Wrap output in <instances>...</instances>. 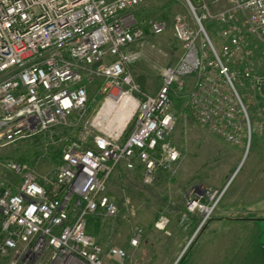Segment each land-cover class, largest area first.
<instances>
[{
    "label": "built area",
    "instance_id": "1",
    "mask_svg": "<svg viewBox=\"0 0 264 264\" xmlns=\"http://www.w3.org/2000/svg\"><path fill=\"white\" fill-rule=\"evenodd\" d=\"M147 1L0 0V146L86 112L89 85L97 80L102 106L117 93L136 103L125 137L96 133L89 146L70 144L52 179H40L25 163L0 162L21 179L14 192L0 181V256L8 258L6 264H125V249L105 251L87 231V217L117 214L107 184L120 165L133 170L140 164L142 182L149 183L158 167L179 159L169 136L176 123L174 98L181 92H187L194 118L218 137L236 142L239 117L250 137L248 115L229 74L247 53V32L231 22L243 12L248 33L264 42V0H230V8L208 16L218 22L219 47L203 27L206 14L199 16L187 0L195 25L174 17L182 52L164 67L154 93L139 89L127 69L128 47L143 36L135 11ZM150 29L160 34L164 25L154 22ZM254 90L264 101V76H256ZM168 222L160 216L154 227L167 232ZM141 235L137 229L130 245L137 246Z\"/></svg>",
    "mask_w": 264,
    "mask_h": 264
},
{
    "label": "rangeland",
    "instance_id": "2",
    "mask_svg": "<svg viewBox=\"0 0 264 264\" xmlns=\"http://www.w3.org/2000/svg\"><path fill=\"white\" fill-rule=\"evenodd\" d=\"M190 1L199 16L206 14L203 27L219 47L218 22L208 16L230 8V0ZM135 14L143 36L128 47L131 59L127 69L139 89L154 93L164 67L173 64L182 52L173 34L174 17L181 15L192 26L195 20L187 0H149ZM238 14L231 23L241 33L247 32L242 44L247 53L240 56L239 63H233L229 74L246 109L251 135L243 133L247 125L239 117L238 140H223L190 113L186 91L176 97V123L169 139L179 150V159L171 167H158L149 183L142 182L143 170L138 163L133 170L117 167L107 184V194L118 206L117 214L93 215L88 221L96 242L105 251L111 246L125 249L128 264H239L240 251H248L247 259L252 262L263 252L264 230L256 224L264 223V101L255 94L254 80L257 75L264 76V42L248 33L244 13ZM154 22L164 25L162 33L151 32ZM193 80L188 78L187 85ZM88 89L86 112H74L62 125L0 146V162L25 163L40 179H52L62 151L70 144L89 146L96 133L116 135V121L99 124L103 99L98 80ZM229 98L227 91L225 102L231 106ZM128 131L129 125L118 134L122 138ZM0 178L14 185L21 182L1 164ZM160 216L169 221L167 232L153 225ZM137 229L142 235L133 247L130 239ZM252 243L260 245L261 252L250 247ZM6 262L7 258L0 256V264ZM246 262L241 260V264Z\"/></svg>",
    "mask_w": 264,
    "mask_h": 264
},
{
    "label": "bare ground",
    "instance_id": "3",
    "mask_svg": "<svg viewBox=\"0 0 264 264\" xmlns=\"http://www.w3.org/2000/svg\"><path fill=\"white\" fill-rule=\"evenodd\" d=\"M135 105L136 103L131 96L123 95L121 93L115 94V96L111 97L106 103H104L99 110L98 118L101 117L99 124L101 121L102 123L106 121L107 124L110 125L113 121H116L118 124L116 128L118 133H120L129 119L133 109L135 108ZM111 113H113L111 115L112 119L108 120V117H110Z\"/></svg>",
    "mask_w": 264,
    "mask_h": 264
},
{
    "label": "crops",
    "instance_id": "4",
    "mask_svg": "<svg viewBox=\"0 0 264 264\" xmlns=\"http://www.w3.org/2000/svg\"><path fill=\"white\" fill-rule=\"evenodd\" d=\"M11 175L15 176L14 174L10 173ZM0 181H2V183L5 185V186H8L9 188H11V190L14 192V191H17L18 190V187H19V184H16L14 185L13 182L11 181H8L7 179L5 178H0ZM154 225V224H153ZM256 227H259L260 229L262 228L264 230V223L263 222H258L256 224ZM261 229V230H262ZM263 234V233H262ZM259 235H261V233H259ZM240 238V236H239ZM257 240H259V237L257 238ZM255 246L256 248H258V253L261 252L258 244L256 243H252L250 245V247H253ZM262 250L263 252H261L259 254V257L255 260V262H252L251 258L248 260L247 258H249V255H248V251H240L239 252V255H241V259H239V264H241V260H246V264H264V247H262Z\"/></svg>",
    "mask_w": 264,
    "mask_h": 264
},
{
    "label": "trees",
    "instance_id": "5",
    "mask_svg": "<svg viewBox=\"0 0 264 264\" xmlns=\"http://www.w3.org/2000/svg\"><path fill=\"white\" fill-rule=\"evenodd\" d=\"M176 98H174V103H175V100ZM60 161H61V158H60ZM140 165V164H139ZM96 216V215H95ZM91 218H94L93 216H89V217H87V223H86V229H87V231L91 234V232L89 231V229H88V226H89V224H88V221H90V219ZM0 220H1V216H0ZM92 235V234H91ZM5 258H7V257H5ZM127 260V259H126ZM7 261H8V258H7ZM7 263V262H6ZM125 264H128V263H126L125 262Z\"/></svg>",
    "mask_w": 264,
    "mask_h": 264
}]
</instances>
